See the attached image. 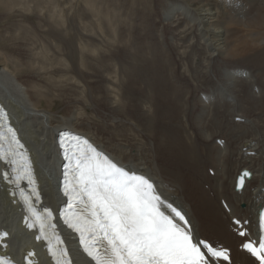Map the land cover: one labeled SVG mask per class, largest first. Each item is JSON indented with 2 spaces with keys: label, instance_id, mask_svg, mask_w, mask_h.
<instances>
[{
  "label": "bare ground",
  "instance_id": "6f19581e",
  "mask_svg": "<svg viewBox=\"0 0 264 264\" xmlns=\"http://www.w3.org/2000/svg\"><path fill=\"white\" fill-rule=\"evenodd\" d=\"M49 2L54 10L50 5L53 13L47 16L52 21L38 16V30L31 25L22 34L16 28L12 33L21 35L17 38L22 56L19 50L15 60L27 66L26 78L8 66V56L0 52V103L33 152L44 204L53 206L58 200L55 167L60 162L55 160L54 139L66 126L88 136L122 165L150 174L167 196L187 209L203 237L232 250L233 264L250 262V256L238 249L243 238L232 230L231 218L248 219L252 230L264 204V0H132L121 14L126 13V29L117 28L111 17L110 32H88L85 22L68 17L67 4ZM238 33L243 41H238ZM149 38H154L150 40L156 49L137 47ZM55 43L64 48L54 54L62 61L60 76L64 84L71 83L68 87L74 83L78 88L74 81L83 82L81 73L94 78L99 57L111 55L108 72L97 74L101 95L95 98L103 111L98 119L57 117L60 122L53 129L55 116L35 104L43 97L33 89L41 73L33 71L32 61L38 55L46 59L42 52ZM42 44L45 49L40 50ZM34 45L38 52H33ZM251 77L253 92L243 80ZM169 78L181 85L174 95H166ZM240 79L243 87L238 90ZM231 81L238 84L233 87ZM46 103L50 106L49 100ZM113 112L121 118L118 128L110 131L113 120L107 114ZM97 134L109 137L104 141ZM242 169L250 170L252 177L236 191L235 178ZM8 189L0 175V227L9 228L8 252L14 256L27 248L18 235L23 216L16 213ZM73 253L76 264H89L74 249Z\"/></svg>",
  "mask_w": 264,
  "mask_h": 264
},
{
  "label": "snow or ice",
  "instance_id": "6c2138e0",
  "mask_svg": "<svg viewBox=\"0 0 264 264\" xmlns=\"http://www.w3.org/2000/svg\"><path fill=\"white\" fill-rule=\"evenodd\" d=\"M66 161L63 195L66 208L59 213L90 258L89 264H220L230 261L229 249L200 234L187 209L167 196L148 173L122 165L90 138L70 129L57 133ZM0 173L15 186L30 214V229L47 243L53 264H76L57 217L48 207H38L41 194L33 164L8 114L0 107ZM244 172L239 186H243ZM26 182L27 188L22 187ZM15 195V192L13 193ZM241 225V221L235 222ZM249 222L244 221L243 225ZM241 225V247L258 264H264V208L258 215V236ZM8 234H0L3 239ZM7 247V245H4ZM34 253H29V256ZM0 264H12L0 255ZM28 264H32L31 261Z\"/></svg>",
  "mask_w": 264,
  "mask_h": 264
},
{
  "label": "rangeland",
  "instance_id": "374dc122",
  "mask_svg": "<svg viewBox=\"0 0 264 264\" xmlns=\"http://www.w3.org/2000/svg\"><path fill=\"white\" fill-rule=\"evenodd\" d=\"M60 1L61 2L63 1L65 6L68 5L67 7H69V9H68L69 11L71 10V13L68 17L75 19V22H77V21H79V22L82 21L83 23L85 22L84 26L86 27L85 29H87L88 32H93V30H97V29H98L97 31H100V32L102 29H104V30L110 29V30H108L110 32L112 30L111 27L114 26V25L110 26V23H112L111 17L113 18L112 20H113V22L117 28L126 29L127 24L122 23V21H123L122 16H125L126 13H124V15H121V14H123L122 10H123L124 5L127 7V6H130V4H132V0H79V1L78 0H60ZM10 2H11V4H10ZM35 2H38V3H36V4H38L37 6L35 5ZM123 2H124V4H123ZM119 3H121V5ZM113 4L116 5V7L120 6L122 8L119 7L118 10L116 8H110V6H112ZM12 5H14V6H12ZM50 5H51V2H49V0H47V1L46 0H0V52H3L4 54H6L8 56L7 57L8 58V66L9 67L11 66L10 68H12V69L14 67L17 68L16 71L18 72L19 76L21 75V79L26 78L25 76H26V72H28V68L25 65L23 66V63L20 62V60H15V58L19 57V52L21 51L20 46L18 44L19 39L17 38L21 35L19 34L16 37H13L15 35H13L12 33L14 31V28H16L17 30H15V31L20 32L22 34L24 32V29L27 28L28 26H31V25L32 26L34 25V29L38 30L40 23H42V20H39L36 18L38 16L43 15L42 17L47 19V21H52L51 18H48V16H47L49 13L50 14L53 13L52 9L54 10L53 5H51L52 9H51ZM107 5H108V7H106ZM104 7H105V9L103 10ZM126 7H125V9H126ZM97 8L99 9L100 13L97 12ZM19 9H20V12H19ZM111 12H113L112 13L113 15L111 14ZM36 13H38L37 16H36ZM42 13H44V14H42ZM106 13H109V14H106ZM99 14H100V16H99ZM114 14L116 15L115 17H114ZM109 15H111V16H110L109 21H108L107 18ZM73 16H74V18H73ZM102 16H104V17H102ZM105 16H107V17H105ZM83 17H86V18L84 19ZM106 21H107V23H106ZM14 22H16V23H14ZM36 26H37V28H36ZM42 26H44V24H42ZM46 26L48 27V25H46ZM81 26H83V25H81ZM139 28L140 27H138L137 29H139ZM89 30H91V31H89ZM238 37H239L238 41H243V39L241 38L239 33H238ZM150 39H154V38H149L148 40L143 41L142 44L140 46L137 45V47L147 45L150 48L156 49L157 48L156 42L153 40H150ZM51 45L52 46L47 44L48 48L42 52L47 57L46 59H43L44 57L40 58V55L37 54L38 56H36L33 59L34 61L31 60L33 63L32 66L34 67L33 71H37V72L41 73V76L37 77V80L39 79L38 80L39 82L34 81L35 84L33 85V89L36 90L39 93V95H41L43 97L40 100H39V98L35 99V102H36L35 104L37 105L38 109H40V110L44 109L46 111H49L50 113H52L55 116V118H52V120H51V122H52L51 127L53 129H54V127H56L57 123L60 122L57 120V117L59 118V117L66 116V118H68V117H72L74 114V115L78 116L79 118L81 117L82 120L87 115H89L90 117H92L95 120L98 119L101 115H103V114H101V113H103V111L101 110V108L98 105V102L96 101L98 99L95 98L96 96L101 95L100 93L97 92V86L99 85V87H100V84H101L99 82V79L97 78L98 77L97 74H102V73L104 74V73L108 72V70L110 69V65H111V57H110L111 55L103 54L99 57V60L101 63L97 62V64L94 66L96 69L93 68L96 70V73H95V70H93V73L95 74V77L94 76L93 77L95 79H97L96 82H95V80H93L94 78H91V80H89L86 78V74L81 73L80 77L83 79V82L85 83V85H83V82L81 83V81H82L81 79H80V82L78 79L77 81H74L75 83L77 82V85L79 83L78 88H74L73 87L74 83H72L71 87H68L69 85H71V83L64 84V83H66L65 82L66 79L61 78V76H60V68L62 67V65H61L62 61H60V58L57 54H56V56L54 54V53H57V51L61 52L60 50L64 51V48L62 49L60 44H58V43L51 44ZM18 46H19V49H18ZM33 47H35V48H33ZM33 47H32L33 52H38L36 45H34ZM42 49H45L44 45H43V48L42 47L40 48V50H42ZM49 49H51V51ZM93 50L94 49H92L91 51H93ZM144 50L150 51L148 48H144ZM155 53H158V51H156ZM17 55H18V57H17ZM20 56H22V51L20 52ZM98 64H99V68L97 67ZM58 65H59V68H57ZM246 65L249 67V64H246ZM180 72L183 73L184 69L180 68ZM23 75H25V76H23ZM30 75H33V74L30 73ZM30 75L28 74V76H30ZM34 78L36 79V77H34ZM34 78H33V80H35ZM238 78L239 77L237 76V79ZM33 80H31V81H33ZM67 80H69V79H67ZM243 80L246 81L247 85L250 88L249 83H250V80H252V77H251V79H245L244 78ZM243 80L240 79L241 82L239 81V84L237 83L238 85L236 84V82L231 81V86L234 87L235 85H237L238 90L240 88L242 89V87H243L242 81ZM169 82H170L171 87H169L166 90V95H174L175 90L180 91L181 85H177V81L173 80L172 78H169ZM61 85H63V86H61ZM80 86H81V88H80ZM250 90L253 92V90L251 88H250ZM47 100H49L50 106H48V104L46 103ZM78 100H79V102H78ZM91 105H95V106H91ZM82 107H84V109ZM117 112L107 114V117L110 120H113L111 122L110 131H112V129L118 128L117 127L118 121L121 118V114H117ZM85 119H88V118H85ZM235 120L239 121L240 118L237 116L235 118ZM86 121H88V120H86ZM63 127L66 128V126H63ZM93 132L96 133V131H93ZM80 133H82V132H80ZM97 137H99L100 139H102L104 141H107L109 136L106 137L105 135L97 134ZM217 142L222 143L223 140H219ZM132 146H136V145L134 143H132ZM208 172L210 175H212V170L208 169ZM206 186L207 185L204 184V187H206ZM240 206L243 207L244 203L241 202Z\"/></svg>",
  "mask_w": 264,
  "mask_h": 264
}]
</instances>
